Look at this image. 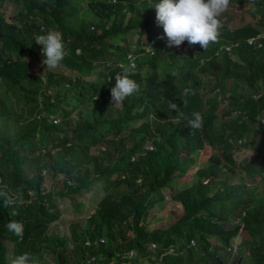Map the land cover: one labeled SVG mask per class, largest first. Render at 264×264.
<instances>
[{
  "label": "trees",
  "instance_id": "16d2710c",
  "mask_svg": "<svg viewBox=\"0 0 264 264\" xmlns=\"http://www.w3.org/2000/svg\"><path fill=\"white\" fill-rule=\"evenodd\" d=\"M13 1L16 13L6 16L0 0V264L43 250L59 264H225L219 250L237 238L240 249L248 245L244 264H264V37L261 47L246 41L261 32L255 23L224 24L207 49H189L186 41L169 48L156 21L159 0ZM234 1L254 4L251 12L264 25V0ZM54 27L67 54L49 69L35 38ZM225 44H232L229 51L220 48ZM128 49H134L132 78L140 90L115 105L111 88L120 65L130 66ZM31 57L40 61L36 73ZM173 59L176 69L170 68ZM220 99L227 102L225 119L216 123ZM170 103L189 118L200 112L202 127L192 129ZM248 131L262 135L253 148ZM147 141L152 149L145 148ZM237 145L251 147L252 156L236 160ZM43 169L60 178L57 189L45 188ZM244 175L260 180L249 183ZM94 184L104 193L93 211L69 223L68 236L48 232L61 216L57 199L68 198L81 212L82 197ZM166 185L178 206L166 226L146 229L148 209L166 199ZM120 186L124 191L116 192ZM11 220L22 224V237L7 231ZM98 237L104 242L85 245ZM4 240L12 242L9 259ZM152 242L156 247L147 245Z\"/></svg>",
  "mask_w": 264,
  "mask_h": 264
},
{
  "label": "clouds",
  "instance_id": "9594fccd",
  "mask_svg": "<svg viewBox=\"0 0 264 264\" xmlns=\"http://www.w3.org/2000/svg\"><path fill=\"white\" fill-rule=\"evenodd\" d=\"M230 4L231 0H159V3H155L156 21L163 27L167 47H179L186 41L189 45L199 44L201 48L207 49L210 43L218 41L225 24L223 14ZM35 42L42 45V63L49 69L58 67L67 54L63 34L58 28L47 29L43 34L36 36ZM147 50L151 51V48L148 47ZM125 56L130 66L120 65L122 71L115 76V84L111 88L114 104L123 103L126 98L140 90V85L132 78L136 74L131 67L135 66L134 49H128ZM189 91L185 89L184 94L187 95ZM169 107L183 120H187L192 129L202 127L204 118L200 112H192L189 118L176 104L170 103ZM4 206H8L7 198L4 200ZM11 215L16 216L18 213L12 212ZM5 227L8 232L18 237L23 236V226L20 222L11 220ZM10 264H38V260L31 253L23 252L14 257Z\"/></svg>",
  "mask_w": 264,
  "mask_h": 264
},
{
  "label": "rangeland",
  "instance_id": "374dc122",
  "mask_svg": "<svg viewBox=\"0 0 264 264\" xmlns=\"http://www.w3.org/2000/svg\"><path fill=\"white\" fill-rule=\"evenodd\" d=\"M19 6V4L17 2H14L13 0H5L3 6H2V10L4 11V13L6 14V16H12L13 14L16 13L17 7ZM255 6L252 3H243L240 1H234L231 2L228 10L223 14V18L225 19V25H227L229 28H234L238 25H241L242 23L245 22H253L255 23V25L257 26V28L261 31L259 33H264V25L263 23H259L257 21V17L258 14L253 15V13L251 12V9H254ZM133 39L136 38L135 34L132 36ZM167 40V39H166ZM120 43H123L122 41ZM182 46V44L180 45ZM179 46V47H180ZM189 44H188V48H189ZM177 47V48H179ZM190 49V48H189ZM173 63L170 66L171 69H176L177 68V63L176 61L173 59ZM30 63H31V71L33 73H36L38 71V67L40 64V61L34 57L30 58ZM162 66H158V72H162ZM202 76H204L203 74H200ZM95 76V73L92 75V77ZM208 78L205 76V79ZM228 82H231V79L228 80ZM216 98H219V93L218 91L214 92ZM114 102V101H113ZM227 102L223 99H220L219 101V109L217 110V115L218 118L216 119V123H218L221 119H225V116H223V114L221 113V110L226 106ZM118 105V104H115ZM85 110H87V108H85ZM112 113L116 112V109H111ZM110 110V111H111ZM236 113V110H233L231 114ZM263 117V116H261ZM150 118L153 119V116H150ZM58 120V118H57ZM140 120H137L136 122H134V125H138L140 123ZM249 126L253 127L254 123L251 121H248ZM124 135L127 138L126 144H129L131 142V136H132V131H131V127L128 126V128L124 130ZM262 135L256 131H248L245 134V137L247 140H249L251 142V146L252 148L255 147L258 143H259V137H261ZM237 143L239 144L238 140ZM149 141L145 142V146H148ZM50 146V145H49ZM104 146V144L101 145V148ZM250 148H243L242 146L237 145L236 147H234L233 149V153H234V157L236 160L238 161H242L245 160V158H250L252 156V149ZM97 151V147H93L92 148V152H96ZM204 157H206L205 152H202V154ZM197 162L199 164H201L203 162V157L199 156ZM44 176H45V188H53V189H57L58 186L61 185L60 183V178H52L48 172H43ZM235 179H237L234 176ZM243 178L249 182V183H258L260 178L259 176H255V177H250L247 175H244ZM179 179L174 178L172 179L169 184L170 185H175L178 182ZM190 179L185 183H189ZM182 184V185H183ZM264 189V183L260 184V189ZM116 192H123L124 191V186H120L116 189ZM13 191V190H12ZM162 194L165 196V200L164 201H158L156 202L151 208L148 209V213L146 215V218L144 220V225L146 227V229H151L153 227H157V226H166V224L169 222V219L171 218V216L169 217V214H171V208L173 205H177L178 203L172 199H170L171 197V192L172 189L166 185L164 187H162L161 189ZM14 193V191H13ZM104 190L100 187L99 184H94L93 187L91 188L90 191H88L86 193V195H84L83 198V207L81 208V212L79 211H75L73 205L70 203V201L68 200V198L64 197L61 198L59 197L57 199L58 203H59V207L61 209V216L53 221L49 228H48V232H50L51 230H53L55 233L59 234V235H69V223H71L72 221L76 220V219H81L82 217H84L87 213L92 212L93 208L95 206V204L97 203V201L99 200V198L103 195ZM115 194V193H114ZM116 196H118V194H116ZM81 198V199H82ZM12 200H15V197L12 196L11 198ZM177 203V204H176ZM90 209L88 211H86L87 209ZM170 212V213H169ZM227 226H230L231 223L226 224ZM130 234L132 235L133 233ZM212 240H214L213 238H211ZM239 238L236 239V244H237V249L235 248H224L219 250V254L221 256V258L224 260L225 264H237L238 262L240 264H244L246 261L245 259L247 258L248 255V248H247V243L244 242V244H242V249H240V247H238L239 243ZM5 244V248H6V257L9 259L10 258V253H11V246H12V242L8 241V240H4L3 241ZM243 243V242H242ZM149 247L154 248V246L149 243L147 244ZM69 247H72V242H69ZM156 247V246H155ZM43 255H38L36 254L34 257L38 260V264H48V261L50 259H53V256L50 254V252L43 250ZM130 253V252H129ZM74 260V259H72ZM143 261L142 258L137 259V261ZM127 264H130L129 262ZM209 264H214L213 262H210Z\"/></svg>",
  "mask_w": 264,
  "mask_h": 264
},
{
  "label": "built area",
  "instance_id": "2783aa9c",
  "mask_svg": "<svg viewBox=\"0 0 264 264\" xmlns=\"http://www.w3.org/2000/svg\"><path fill=\"white\" fill-rule=\"evenodd\" d=\"M263 37H264V33H257V34H255V35H252V36L247 37V38H246V41H247L249 44H253V45L256 46V47H261V46L263 45V41H262V38H263ZM231 46H232V44H225V45L220 46V48H224L225 50H228V51H229V50L231 49ZM54 121H57V120L54 119ZM237 140H238V142L240 143L241 141H244L245 138L242 137V138H238ZM145 147H146L147 149H152V148H153V143H152V141H149L148 146H145ZM41 150H42V152H43V151L45 150V148L42 147ZM38 152H39V151H37V153H38ZM42 172H45V169H43ZM100 242H104V238H103V237H98V238H88V239H86V240L84 241L85 245L88 246V247H91V246L96 247ZM191 243L194 244V240H192ZM151 244H152L154 247L156 246V244H155L154 242H152ZM232 247L235 248V249H237V244H236V242L233 243V244L231 245V247H229V248L231 249ZM168 252H173V247H169V248H168ZM132 254H133V252L130 251L129 255H132ZM92 259H94V255H93V254L89 255V257H87L86 261H90V260H92ZM111 263H112V262H111ZM48 264H59V263H58L56 260H54V259H50V260L48 261ZM122 264H127V262H122Z\"/></svg>",
  "mask_w": 264,
  "mask_h": 264
}]
</instances>
